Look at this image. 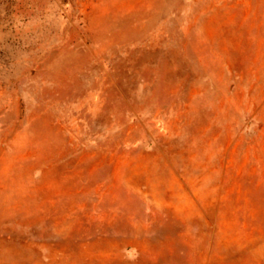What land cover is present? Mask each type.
Returning a JSON list of instances; mask_svg holds the SVG:
<instances>
[{"label":"rangeland","instance_id":"rangeland-1","mask_svg":"<svg viewBox=\"0 0 264 264\" xmlns=\"http://www.w3.org/2000/svg\"><path fill=\"white\" fill-rule=\"evenodd\" d=\"M0 264H264V0H0Z\"/></svg>","mask_w":264,"mask_h":264}]
</instances>
